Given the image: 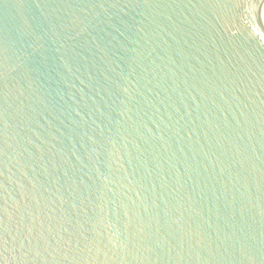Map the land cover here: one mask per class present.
Returning <instances> with one entry per match:
<instances>
[{
	"label": "water",
	"instance_id": "water-1",
	"mask_svg": "<svg viewBox=\"0 0 264 264\" xmlns=\"http://www.w3.org/2000/svg\"><path fill=\"white\" fill-rule=\"evenodd\" d=\"M259 0H0V264H264Z\"/></svg>",
	"mask_w": 264,
	"mask_h": 264
},
{
	"label": "bare ground",
	"instance_id": "bare-ground-1",
	"mask_svg": "<svg viewBox=\"0 0 264 264\" xmlns=\"http://www.w3.org/2000/svg\"><path fill=\"white\" fill-rule=\"evenodd\" d=\"M258 14H259V23L264 35V0H259L258 3Z\"/></svg>",
	"mask_w": 264,
	"mask_h": 264
}]
</instances>
